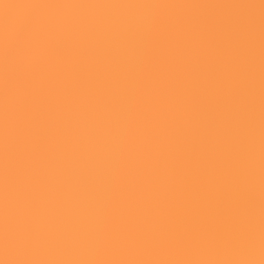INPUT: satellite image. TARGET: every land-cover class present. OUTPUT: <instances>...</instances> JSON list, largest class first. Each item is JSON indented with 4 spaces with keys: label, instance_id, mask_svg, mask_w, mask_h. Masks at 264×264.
<instances>
[{
    "label": "bare ground",
    "instance_id": "1",
    "mask_svg": "<svg viewBox=\"0 0 264 264\" xmlns=\"http://www.w3.org/2000/svg\"><path fill=\"white\" fill-rule=\"evenodd\" d=\"M0 264H264V0H0Z\"/></svg>",
    "mask_w": 264,
    "mask_h": 264
}]
</instances>
